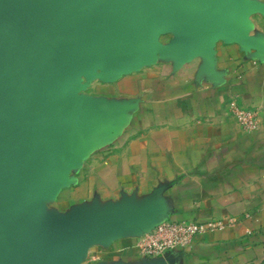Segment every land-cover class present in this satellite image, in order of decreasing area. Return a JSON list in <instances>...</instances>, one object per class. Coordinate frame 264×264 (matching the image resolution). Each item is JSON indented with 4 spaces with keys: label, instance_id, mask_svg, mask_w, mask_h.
<instances>
[{
    "label": "crops",
    "instance_id": "0c3cea01",
    "mask_svg": "<svg viewBox=\"0 0 264 264\" xmlns=\"http://www.w3.org/2000/svg\"><path fill=\"white\" fill-rule=\"evenodd\" d=\"M168 1L203 31L128 35L62 89L71 116L37 122L29 204L40 229L67 221L57 264H264V0ZM167 220L214 227L142 260L140 230Z\"/></svg>",
    "mask_w": 264,
    "mask_h": 264
},
{
    "label": "water",
    "instance_id": "95a60500",
    "mask_svg": "<svg viewBox=\"0 0 264 264\" xmlns=\"http://www.w3.org/2000/svg\"><path fill=\"white\" fill-rule=\"evenodd\" d=\"M201 19L168 0H0V264H57L66 242L67 221L40 229V207L29 204L40 174L37 122L73 114L56 102L65 85L123 60L128 35H194Z\"/></svg>",
    "mask_w": 264,
    "mask_h": 264
},
{
    "label": "built area",
    "instance_id": "2783aa9c",
    "mask_svg": "<svg viewBox=\"0 0 264 264\" xmlns=\"http://www.w3.org/2000/svg\"><path fill=\"white\" fill-rule=\"evenodd\" d=\"M240 120L246 125H253L254 118L246 112L240 114ZM214 225L201 224L195 221H162L150 231L137 238L136 246L141 257L155 258L164 256L177 247H188L196 234L202 233Z\"/></svg>",
    "mask_w": 264,
    "mask_h": 264
}]
</instances>
